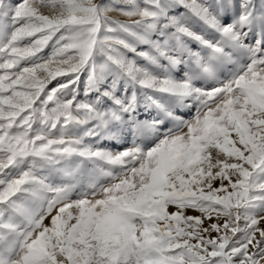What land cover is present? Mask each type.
Returning <instances> with one entry per match:
<instances>
[{
    "label": "snow or ice",
    "instance_id": "obj_1",
    "mask_svg": "<svg viewBox=\"0 0 264 264\" xmlns=\"http://www.w3.org/2000/svg\"><path fill=\"white\" fill-rule=\"evenodd\" d=\"M0 264H264V0H0Z\"/></svg>",
    "mask_w": 264,
    "mask_h": 264
},
{
    "label": "rangeland",
    "instance_id": "obj_2",
    "mask_svg": "<svg viewBox=\"0 0 264 264\" xmlns=\"http://www.w3.org/2000/svg\"><path fill=\"white\" fill-rule=\"evenodd\" d=\"M120 19H124L123 17H120ZM47 51V50H46ZM170 210H172L171 208H170ZM191 214H193V215H196V214H198V213H196V212H192ZM48 221L46 220L45 221V223H47Z\"/></svg>",
    "mask_w": 264,
    "mask_h": 264
}]
</instances>
